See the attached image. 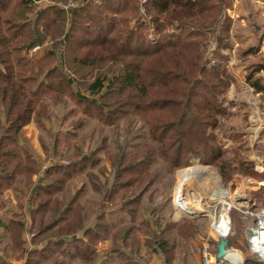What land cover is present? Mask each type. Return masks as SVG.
Returning <instances> with one entry per match:
<instances>
[{
	"label": "trees",
	"instance_id": "16d2710c",
	"mask_svg": "<svg viewBox=\"0 0 264 264\" xmlns=\"http://www.w3.org/2000/svg\"><path fill=\"white\" fill-rule=\"evenodd\" d=\"M52 1L36 10L34 0H0V211L7 190L23 184L36 230L27 251L23 201L18 211L0 215V263L15 256L24 264H153V257L159 264H199L188 241L199 222L170 217L174 201L167 193L176 172L196 155L218 169L225 185H234L237 170L264 177L253 162L241 159L236 167L226 158L216 132L234 81L225 53L233 47V0H148L150 19L136 26L139 0H74L67 9L59 5L67 0ZM263 39L243 52L247 80L262 92L264 77L256 74L264 71L257 56ZM36 46L43 52L33 60ZM60 105V120L76 117L67 136L87 117L116 127L139 116L145 138L131 150H112L109 135L89 151L78 145L68 163L54 161L34 180L41 162L23 129L35 122L46 160L58 155L51 120ZM102 150L109 171L98 158ZM102 241H109L105 250ZM255 256L244 264H264Z\"/></svg>",
	"mask_w": 264,
	"mask_h": 264
},
{
	"label": "rangeland",
	"instance_id": "374dc122",
	"mask_svg": "<svg viewBox=\"0 0 264 264\" xmlns=\"http://www.w3.org/2000/svg\"><path fill=\"white\" fill-rule=\"evenodd\" d=\"M94 2L100 3L101 1ZM236 2V0H233V4ZM34 4L36 10H38L39 8L52 5L53 2L47 3L42 1L41 3ZM247 5L248 7H252L251 2L247 1ZM260 24H264V17H259V14H257L255 19H252L247 23V29H240L239 26L236 25L235 28L237 31H235L234 35L232 29V44L235 45L236 42L240 43L239 46H236L237 49L235 47L234 50H227L229 52L228 54H231L232 56L231 63L228 64L229 70L233 73L234 81H236H233L234 84H231L225 94L224 101L228 111L226 114L220 116L221 121L216 132L227 149L226 158L233 161L236 167H240V160L245 159L247 162L254 163L255 170L264 172V94L261 95L262 97H259V95H256V90L252 91L251 87L253 89L254 87L246 80L243 66L245 60V55L243 53L244 50L256 42V36L252 34V27ZM42 52L43 50L36 46L29 51V57L34 60L35 58H38ZM232 87L233 89L231 90ZM256 101L257 105H260L259 108L256 107L257 105L252 104L254 102L256 103ZM233 102L234 105L232 104ZM63 114L64 107L62 105L53 108L51 122L52 126L59 131V145L57 146L59 154L54 155L47 160L39 138V136H41V131L36 123L33 122L34 125L27 127L26 130L25 127L23 129V133L26 131L28 134L31 133L32 135H37L36 137L33 135L35 141L31 140V143H35L38 149L44 153L41 157L39 155L41 174H37L38 179L44 175L46 169L51 166L54 161L68 163L71 158L70 154L78 145L80 148H83V151H89L92 146L99 144V141L103 136L109 135V145L112 150L116 151L115 147L117 145L126 148L127 150H131L135 144H137L134 142H140L145 138L146 126L142 118L139 116L128 117L122 120L116 127L103 126L96 119L87 117L83 126L75 129V135L67 136L69 133L67 128H72V124L76 117L71 115L64 120H60V118L63 117ZM60 123L62 128L58 127ZM48 125L50 126L51 123H48ZM33 130L36 133H33ZM233 135L238 136V141L233 140ZM25 137L30 141L29 136L25 135ZM44 138H46L47 141L51 140L49 137L44 136ZM57 151L55 150V152ZM98 156V158H102L101 164H105L108 171L111 170L112 165L110 159H108L109 157L107 156V153L102 150L101 152H98ZM198 166H200V168ZM190 167H196V171L199 170L198 172H200L199 175L201 176L202 174V179H199L198 176H194L187 180L181 201H184V207L195 211L194 215L187 213L184 208L181 207L183 205H180L176 194L180 183L187 175ZM201 168L206 171H203ZM240 172H238V170L235 172L233 178L234 185H225L218 169L213 165L200 163L199 157L196 155H191L190 166L179 169L176 172L175 184L169 190V193H167V195L173 196L174 201L170 217L174 221L190 219L199 222L198 235L188 239L192 244L196 261L199 264L203 263L202 243L207 241L205 240V238H207L206 234H208L207 236H213L217 241L220 238V236H218L213 230V215L221 213L223 204L226 203V201L235 204V207L232 208L229 215L234 217L235 211L237 212L236 214L239 215L238 219L233 220V224L231 222L228 237L230 238L232 236L235 238L234 236L236 235L237 238H239L238 242L240 245H237L238 248L236 249L241 252L244 260H246L248 256H255V254L250 251L247 240V230L248 227L253 224L254 216L250 213H243L242 209L254 211L264 205V185L258 183L264 182V177L257 178ZM189 174L193 176L194 172H189ZM219 181L222 185L227 186L230 191V195L224 199L221 198V195L216 194L215 192L216 189L219 188ZM78 185L79 179H77V186L74 187V190L77 189ZM241 194H244L245 197H240ZM90 198L92 200V195L88 190L84 196V200L88 202ZM243 225H245L246 228ZM102 246L105 247L106 244L103 243ZM210 247L212 249L215 248V246L212 245Z\"/></svg>",
	"mask_w": 264,
	"mask_h": 264
},
{
	"label": "crops",
	"instance_id": "0c3cea01",
	"mask_svg": "<svg viewBox=\"0 0 264 264\" xmlns=\"http://www.w3.org/2000/svg\"><path fill=\"white\" fill-rule=\"evenodd\" d=\"M236 1L237 2L232 5L233 8L231 7L228 10L229 14L232 16V18L234 20L233 21V35L235 34V31H237V29L235 28L236 25H238L240 29H244L245 30L248 27L247 23L250 22L252 19H255L257 14H259V17H264V0H236ZM247 1L251 2V6L252 7H248ZM263 25L264 24H260V25H257L255 27H252L253 32H254V33L252 32V34H254L256 36V39L260 38V37L261 38L264 37V26ZM232 39H233V37H232ZM239 44H240L239 42H236L235 45L232 44L233 47L231 49H229V50H234L236 46H239ZM236 49H237V47H236ZM227 50L228 49L225 50V53L228 54L229 52ZM229 55L231 56V54H229ZM257 56L264 58V39L261 42L260 50L258 51ZM231 60H232V56H231V58L229 60V63H231ZM246 73H247V71L244 68V75H245V78L247 80ZM258 75L263 76L264 75V71H260L259 73L256 74V76H258ZM234 82H232V84H234ZM232 89H233V87L231 88V90ZM255 90L256 89L254 87V89L252 91H255ZM263 94H264V92L256 90V95H259V97H262L261 95H263ZM232 104L234 105V102ZM252 104L257 105V101H256V103L254 102ZM256 107L259 108L260 105H257ZM32 125H34L33 122H31L30 124L25 126V130H26L27 127L32 126ZM34 130H33V133H36ZM24 134L26 136H29L30 143H31V140L35 141V139H33V138H35L37 136V135L35 136V134H33L35 136V137H33V135L31 133L28 134L26 131L23 133V135ZM31 144L34 147V149H36V151H37L38 155H40V157L42 155H44V153L41 152L38 149V147H37V145L35 143L34 144L31 143ZM33 179L37 180L38 179L37 175H34ZM27 191H28V189L21 183L14 189H8L6 194H5V197H4V205H3V207H2V209L0 211V215L4 216V215H7V214H10L13 211H18L20 209L19 208V204L22 201H24V207L22 209L23 218H24V222H25L24 231H23V247L28 251L31 248H33V245H34L33 239L36 236V230H35L34 219L32 218V215H31V203L29 202L27 196H24V197L22 196V193L26 194ZM32 193H33V191L31 190L30 194H32ZM18 196H20V199L18 198ZM30 224H32V229L29 228ZM29 232H32L34 234L32 236H29L28 235ZM6 236L7 235L5 233L2 234V238L6 237ZM103 243L106 244L105 247L102 246ZM230 243H231L230 245L232 246V248H235V249L238 248V246L235 245V243H233L232 241ZM108 247H109V241H102L100 243V245H99V249L100 250H105ZM6 260L8 262L7 263L5 261L6 264H24V262H25V259H17L15 256L6 257ZM151 262L153 264H158V261L155 259V257H153L151 259Z\"/></svg>",
	"mask_w": 264,
	"mask_h": 264
},
{
	"label": "built area",
	"instance_id": "2783aa9c",
	"mask_svg": "<svg viewBox=\"0 0 264 264\" xmlns=\"http://www.w3.org/2000/svg\"><path fill=\"white\" fill-rule=\"evenodd\" d=\"M42 1H45L47 3L53 2L52 0H34L35 3H41ZM94 1L100 2L101 0H94ZM147 2L148 0H139L140 17L138 20L132 22L133 25L136 26V24L138 23L137 21L145 22L150 19V17L147 14V10H146ZM59 5H61L64 8H69L74 5V0H67L66 2H59ZM151 36L152 38H154L153 33ZM251 89L253 90V88ZM258 183L261 185H264V182H258ZM233 207H235V204L233 202L226 201L224 208H226L228 215L230 214V211L232 210ZM242 212L245 214L250 213L254 216V224L250 225L247 230L248 246H249L250 251L254 253L258 259L264 260V258H262V256H264V205L260 206L257 210H254V211H250L248 209H245V210L242 209ZM229 224L231 227V216L230 215H229ZM29 228L32 229V224L29 225ZM214 232L220 237L223 236L217 233L218 231L214 230ZM33 234L34 233L32 232L28 233L29 236H32ZM228 234H229V231L227 233V236ZM202 244H203L202 255H203L204 264H244L245 262L241 252L235 248L234 249H235V254L237 255V261L233 260V258L231 257L229 253L219 258L217 257V246L214 249H212L210 247V244L207 241L203 242Z\"/></svg>",
	"mask_w": 264,
	"mask_h": 264
},
{
	"label": "bare ground",
	"instance_id": "6f19581e",
	"mask_svg": "<svg viewBox=\"0 0 264 264\" xmlns=\"http://www.w3.org/2000/svg\"><path fill=\"white\" fill-rule=\"evenodd\" d=\"M200 167V166H199ZM192 167H190V169H191ZM190 169H189V171H188V173H187V175L185 176V178L182 180V182L180 183V185H179V187H178V189H177V197H178V201H179V203H180V205L182 204H184V201L182 202L181 201V197H182V194H183V192H184V190H185V184H186V182H187V180L188 179H190L191 177H194V176H198L199 177V179H202V174H201V176L199 175V173L200 172H198V171H196V167H194V170H193V172H194V174H193V176H191L190 174H189V172H190ZM198 172V173H197ZM218 185V184H217ZM217 187V186H216ZM176 191V190H175ZM216 194H219V195H221V198H225V197H228L229 195H230V191L228 190V188L227 187H224L222 184H221V182L219 181V188H217L216 189ZM243 196V198L245 197V195L244 194H241L240 195V197H242ZM224 206H225V203L223 204V207H222V211H221V213H219V214H215V215H213V228H214V230L215 231H218L217 233H219L220 235H224V234H227L228 233V231H229V229H230V224H229V215L227 214V211H226V208H224ZM181 207H183L184 208V210L187 212V213H189V214H191V215H194V213H195V211L194 210H192V209H190V208H187V207H184V205L183 206H181ZM229 254L231 255V257L233 258V260H235V261H237V255L235 254V249L234 248H232L231 247V250L229 251Z\"/></svg>",
	"mask_w": 264,
	"mask_h": 264
},
{
	"label": "water",
	"instance_id": "95a60500",
	"mask_svg": "<svg viewBox=\"0 0 264 264\" xmlns=\"http://www.w3.org/2000/svg\"><path fill=\"white\" fill-rule=\"evenodd\" d=\"M224 187H227L223 185ZM230 238L226 235H223L219 238V241L217 243V257H223L229 253L231 250V245H230ZM262 263H264L263 259H260Z\"/></svg>",
	"mask_w": 264,
	"mask_h": 264
},
{
	"label": "clouds",
	"instance_id": "9594fccd",
	"mask_svg": "<svg viewBox=\"0 0 264 264\" xmlns=\"http://www.w3.org/2000/svg\"><path fill=\"white\" fill-rule=\"evenodd\" d=\"M262 258H264V256H262Z\"/></svg>",
	"mask_w": 264,
	"mask_h": 264
}]
</instances>
